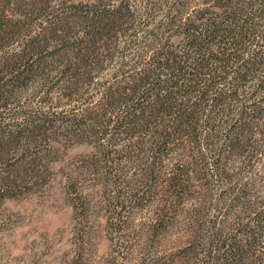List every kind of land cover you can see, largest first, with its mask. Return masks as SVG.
<instances>
[{"label": "rangeland", "instance_id": "rangeland-1", "mask_svg": "<svg viewBox=\"0 0 264 264\" xmlns=\"http://www.w3.org/2000/svg\"><path fill=\"white\" fill-rule=\"evenodd\" d=\"M92 1L0 0V264H211L215 214L236 210L244 176L256 183L253 199L264 195V157L250 173L247 157L230 168L223 158L222 176H212L219 162L209 152L204 167L181 149L147 165L134 131L106 126L111 113L95 93L131 77L126 39L111 43L112 61H93L92 81L72 73ZM159 15L137 10L135 23L146 24L137 36ZM194 155L192 188L174 196L166 185L175 161Z\"/></svg>", "mask_w": 264, "mask_h": 264}, {"label": "trees", "instance_id": "trees-1", "mask_svg": "<svg viewBox=\"0 0 264 264\" xmlns=\"http://www.w3.org/2000/svg\"><path fill=\"white\" fill-rule=\"evenodd\" d=\"M139 1L140 9L135 0H93L82 10L89 37L79 47L83 57L80 52L73 57L72 73L92 81L93 61H112L111 43L124 39L128 47L122 57L131 49L134 62L131 77L95 91L102 95L101 107L111 113L106 126L134 131L147 165L149 156L169 158L181 149L200 155L202 167L209 153L217 155L212 176L225 172L220 171L223 158L230 168L241 156L247 157L242 170L254 172L252 160L264 157V0ZM136 9L160 13L161 20L154 16L148 21L151 29L142 31L143 38L138 36L146 24L135 23ZM171 30L175 34L167 35ZM87 42H101L100 48L93 50ZM185 157L175 161L167 180L174 196L192 188L190 170L200 158ZM255 184L242 177L236 182L242 189L239 206L230 203L234 212L215 214L209 237L214 246L207 253L214 254L211 264H264V195L253 199Z\"/></svg>", "mask_w": 264, "mask_h": 264}]
</instances>
